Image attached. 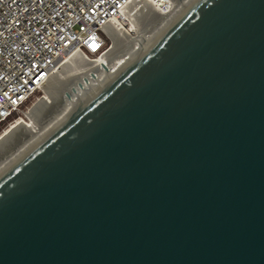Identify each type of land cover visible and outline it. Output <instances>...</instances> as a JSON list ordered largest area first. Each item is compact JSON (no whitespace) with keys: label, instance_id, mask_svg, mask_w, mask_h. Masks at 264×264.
<instances>
[{"label":"water","instance_id":"water-1","mask_svg":"<svg viewBox=\"0 0 264 264\" xmlns=\"http://www.w3.org/2000/svg\"><path fill=\"white\" fill-rule=\"evenodd\" d=\"M0 264H264V0H195L0 164Z\"/></svg>","mask_w":264,"mask_h":264},{"label":"built area","instance_id":"built-area-1","mask_svg":"<svg viewBox=\"0 0 264 264\" xmlns=\"http://www.w3.org/2000/svg\"><path fill=\"white\" fill-rule=\"evenodd\" d=\"M140 1L0 0V131L18 121L15 114L42 91L69 52L103 54L107 27L120 25L122 10Z\"/></svg>","mask_w":264,"mask_h":264},{"label":"bare ground","instance_id":"bare-ground-1","mask_svg":"<svg viewBox=\"0 0 264 264\" xmlns=\"http://www.w3.org/2000/svg\"><path fill=\"white\" fill-rule=\"evenodd\" d=\"M194 1L159 0L154 6L151 1L141 0L129 4L121 12L120 25L107 27L112 45L103 54L90 60L78 50L69 52L42 87L45 95L27 111L25 119H19L0 135V164L48 121L129 63Z\"/></svg>","mask_w":264,"mask_h":264},{"label":"rangeland","instance_id":"rangeland-1","mask_svg":"<svg viewBox=\"0 0 264 264\" xmlns=\"http://www.w3.org/2000/svg\"><path fill=\"white\" fill-rule=\"evenodd\" d=\"M112 45V40L110 38L109 42H108V47H110ZM95 57H90V60H94ZM96 59V58H95ZM45 95L44 90H42L41 92L36 93L33 97L30 98V100H28L27 104L22 108L21 112L15 114L16 119H25V114L27 113V111H29V109L38 102V100H40L43 96ZM6 126H4L3 130H7L5 129ZM3 130L0 131V135L3 134Z\"/></svg>","mask_w":264,"mask_h":264}]
</instances>
